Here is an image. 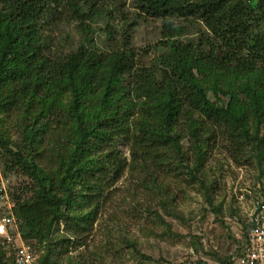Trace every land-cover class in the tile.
Instances as JSON below:
<instances>
[{
	"label": "trees",
	"instance_id": "trees-1",
	"mask_svg": "<svg viewBox=\"0 0 264 264\" xmlns=\"http://www.w3.org/2000/svg\"><path fill=\"white\" fill-rule=\"evenodd\" d=\"M116 1L0 0L2 171L27 178L9 192L25 242H43L63 217L84 231L81 217L124 172L156 193V172L178 159L206 188L204 144L220 135L238 156L253 146L259 163L264 159V0H133L139 15L168 19L167 52L147 67L111 22ZM170 19L199 20L203 31L195 41L172 39L182 27ZM100 20L105 41H112L106 51L80 43L60 53L51 34L41 36L44 28L75 21L87 40L88 24ZM209 91L228 102L212 101ZM4 119L13 121L12 137ZM185 139L192 166L183 165ZM84 205L86 213H69ZM41 262L53 264L48 252Z\"/></svg>",
	"mask_w": 264,
	"mask_h": 264
},
{
	"label": "rangeland",
	"instance_id": "rangeland-1",
	"mask_svg": "<svg viewBox=\"0 0 264 264\" xmlns=\"http://www.w3.org/2000/svg\"><path fill=\"white\" fill-rule=\"evenodd\" d=\"M116 2L117 12L112 10L114 5L111 8L116 19L111 22L119 33L127 35L130 46L139 55V65L147 67L155 57L167 52L162 25L168 19L139 15L133 0ZM119 7L124 21L119 19L122 18ZM169 21L182 27L179 35L172 39L195 41L199 30L203 31L199 20ZM89 24L87 40L78 32L75 21H61L49 28L50 31L44 28L41 36L44 41L51 34L53 48L60 53H67L80 43L93 44L106 51L112 41H105L104 21ZM116 37L118 39V35ZM208 97L212 101L228 102L227 95L209 91ZM3 122L7 123L3 126L9 130L7 135L16 132L12 120L4 119ZM13 138L17 140L16 136ZM182 145L189 157L183 165L192 166L194 155L186 151L187 139ZM119 148L129 158L127 147L121 145ZM204 148L201 173L206 188L193 183L194 180L187 176V168H181L178 159L171 162V170L163 167L156 172V193L139 186L137 179L124 172L113 188L104 191L96 210L87 209L91 215L81 217L78 223L85 226L84 231L74 227L73 220L63 217L43 242L33 239L31 242L40 247L41 256L48 252L53 264H235L245 243L248 227L244 225L248 224L253 203L258 199L264 201V159L259 163L253 146H248L238 156L222 135L207 141ZM2 155L0 148L3 163ZM5 177L11 193L17 183L27 181L18 173ZM206 190L216 210L205 202ZM85 207L88 208L74 206L69 213L80 214ZM4 213L5 208L0 206V216ZM158 215L165 222H161ZM8 246L13 254L12 247L0 237V250L5 253L0 264H11L7 260L10 257Z\"/></svg>",
	"mask_w": 264,
	"mask_h": 264
},
{
	"label": "built area",
	"instance_id": "built-area-1",
	"mask_svg": "<svg viewBox=\"0 0 264 264\" xmlns=\"http://www.w3.org/2000/svg\"><path fill=\"white\" fill-rule=\"evenodd\" d=\"M0 156V206L6 210L0 217V237L13 249L14 264H42L41 252L32 243L25 242L18 231V219L13 209L8 183L2 171ZM248 230L245 243L235 259V264H264V201L255 200L248 215Z\"/></svg>",
	"mask_w": 264,
	"mask_h": 264
}]
</instances>
